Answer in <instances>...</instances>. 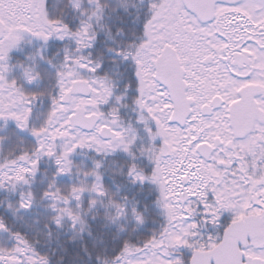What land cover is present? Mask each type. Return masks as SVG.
Segmentation results:
<instances>
[{
	"label": "snow or ice",
	"instance_id": "obj_1",
	"mask_svg": "<svg viewBox=\"0 0 264 264\" xmlns=\"http://www.w3.org/2000/svg\"><path fill=\"white\" fill-rule=\"evenodd\" d=\"M0 264H264V0H0Z\"/></svg>",
	"mask_w": 264,
	"mask_h": 264
}]
</instances>
